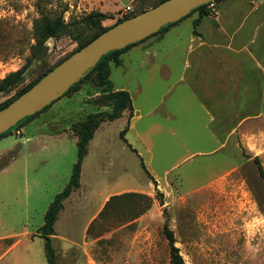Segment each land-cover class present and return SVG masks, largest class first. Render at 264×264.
I'll return each instance as SVG.
<instances>
[{
	"label": "rangeland",
	"instance_id": "rangeland-1",
	"mask_svg": "<svg viewBox=\"0 0 264 264\" xmlns=\"http://www.w3.org/2000/svg\"><path fill=\"white\" fill-rule=\"evenodd\" d=\"M159 1L0 0V80L28 66L22 82L0 93V104L90 38L95 29L86 19L92 13H105L107 26ZM127 6L132 10L125 13ZM43 16L62 17L67 27L61 36L48 39L45 54L38 58L34 21ZM260 23L259 32L248 37V61L243 57L249 84L242 95L247 101L227 107L231 116L225 124L196 123V91L183 84L170 88L184 68L183 59L168 61L161 54L148 73L138 65L139 57L131 61L125 54V68L131 70L125 79L122 68L111 65L110 79L116 86L126 84L142 110L135 131L151 130L144 137L128 139L155 176L166 180L157 182L152 195L141 192L150 199L125 194L107 203L109 193L148 188L149 178L120 137L127 117L104 122L83 168L77 192L83 196L67 199L55 223L57 264H172L165 225L174 231L186 264H264V177L259 168L264 170V18ZM190 32L189 28L184 35ZM97 90L85 82L81 90L0 139V169L6 168L0 171V235L20 233L24 246L25 234L44 224L50 203L68 184L77 161V137L71 135V125L103 109L84 101ZM198 94L215 115L213 98ZM221 95L214 91L215 100ZM151 109L155 113L144 116ZM207 126L223 138H213ZM149 146L151 153H145ZM19 153L30 154L26 166L24 156L11 161Z\"/></svg>",
	"mask_w": 264,
	"mask_h": 264
},
{
	"label": "crops",
	"instance_id": "crops-1",
	"mask_svg": "<svg viewBox=\"0 0 264 264\" xmlns=\"http://www.w3.org/2000/svg\"><path fill=\"white\" fill-rule=\"evenodd\" d=\"M257 1L258 5L252 6L253 0H222L218 7L217 15L203 16L201 22L198 25H195L194 21L201 16V11H197L184 20L173 25L163 36L152 37L145 42L132 46L120 55L121 63L117 66L122 68L121 76L125 79L131 74V70L125 68L124 65L123 56L125 54H128V58L130 57L131 61L139 57L140 61L138 65L144 67L148 73L152 72L153 65H155V61L158 59L157 57L161 54H163V57L166 59L169 58L168 61L173 58L176 60L183 59L184 68L180 72L179 77L171 83L170 88H174L183 84L187 88L196 91V123H200L201 121H203V123L206 125L215 122L224 124L227 123V115L231 116V110H229L230 112L228 113L227 107L232 108L234 106V102H236L237 106H243V100L245 102L247 101L246 94L244 99L242 95L243 91H248L249 84V80L247 78L248 64L243 63V57L245 56V59L248 61V37L251 32H253L254 35L259 32V30L262 28V23H260V20L264 18V0ZM189 28L191 32L185 36V31H187ZM191 59H193V61L195 60V62H191ZM112 64L116 65L115 63ZM190 68H192V75L191 77H188V71ZM86 83L92 84L91 81H86ZM84 84L85 82L77 91L81 90ZM112 86L114 90H127L130 92V89L126 87V84L122 86H116L112 81ZM217 89L222 95L219 97V99L215 100L214 91ZM200 91L205 92V95L209 99L213 98L215 101V107H217L215 115H211L207 104L200 101L198 94ZM99 94L100 92L97 90L93 95L87 97L84 101L92 102V99H94V97L98 96ZM59 100L54 104H57ZM54 104L51 107H53ZM133 106L134 109L132 114L129 110H125L123 112L122 117L126 116L128 119L126 125L128 126V130L126 131L124 137H122L120 133V137L123 139L126 148H129V150L134 153L141 162L142 160L144 161L146 169L148 170V188H125L123 190L107 194L104 198L105 201H109L114 197H122L125 194H134L136 195L137 199H150L151 197L141 192L148 190V193L152 195L151 190L153 189L154 191L157 182H160V180H166V177L164 179H159L155 176L154 170H152L150 166L146 165V163H148L146 158L128 139V136L130 135L136 138L144 137V135L151 131L148 128L145 133L135 131L136 123L138 120L143 118V114L142 110L138 108L134 102ZM202 112H204L206 117L201 115ZM153 113H155V111L151 109L146 112L144 116L150 117ZM41 114L36 116L30 122L36 118H39ZM208 116L211 117L208 118ZM210 127L211 126H207L209 134L211 131ZM69 130L71 135L75 136L72 133V125ZM97 131L98 129L96 130L94 137L89 142L88 153L85 156L82 164L80 186L64 200V207L65 201L67 199H73L75 196H78L81 199V196H83L82 193L77 192L79 189L81 190L82 187L83 168L86 158L90 153L91 144L96 138ZM211 134L213 138H217L218 140L223 138L222 135H217L218 133L215 129L211 131ZM146 150L147 151L145 153H151L150 146L146 147ZM23 156V162L26 166L27 157L30 156L29 153H19L17 156H13L11 161H19ZM4 170H6V168L0 169V171ZM103 204L104 202L98 211L102 209ZM103 211L104 209L100 212V214ZM95 216H93V218ZM94 220H96V218ZM90 226L88 227L87 231H89ZM40 228L36 232L25 234L28 237L26 239L27 243L24 246H22L24 243L22 239L23 235L20 233L12 232L9 234L0 235V264H48L44 239L40 236ZM57 237L58 234H56L55 230V234L52 235V240L56 239ZM36 240L38 242L35 244V246L33 243Z\"/></svg>",
	"mask_w": 264,
	"mask_h": 264
},
{
	"label": "trees",
	"instance_id": "trees-1",
	"mask_svg": "<svg viewBox=\"0 0 264 264\" xmlns=\"http://www.w3.org/2000/svg\"><path fill=\"white\" fill-rule=\"evenodd\" d=\"M164 0H160L156 4H154L152 7L157 6ZM222 0H215L216 3L221 2ZM207 4H204L202 6H199L198 8L194 9L189 15L183 17L177 22L168 24L164 27H162L159 31L156 33L148 36L147 38L130 44L126 46L125 48L114 50L109 52L108 54L104 55L100 61L97 63V65L91 69L87 73V75L82 78L80 81L75 83L62 97L69 95L75 91H77L81 85L86 81H91L94 86L98 88V91L100 94L92 101L98 105V107L102 110H98L97 112L87 114L82 119L74 122L72 124V133L77 137V148H78V156L77 161L75 162L72 170V174L70 177V180L68 184L64 187V189L56 194L54 200L50 203L48 210L45 214V221L42 227L40 228V236L44 239L45 243V251L47 256L48 264H57V252L53 245L52 235L55 234V223L59 218V214L61 210L64 208V200L70 196V194L80 186V178H81V172H82V164L84 161L85 156L88 153V146L90 140L94 137V134L96 130L99 128V126L107 121H113L123 115V112L125 110L132 111L134 109L133 106V99L129 91L127 90H114L112 86V81L110 79L111 75V65L112 63H115L116 65H119L121 63L120 55L131 48L134 45H137L139 43L145 42L146 40L152 38V37H161L163 36L170 27L177 24L178 22L184 20L188 16L192 15L193 13L197 11H201V16L194 21L195 25H198L202 17L205 15H211V10L207 7ZM147 9L141 10L139 13L144 12ZM138 14V13H137ZM136 15V14H135ZM134 16V14H126L125 16L117 19L114 23L111 25L104 26L103 21L107 19V15L102 12H96L92 13L87 17V25L95 29V32L93 35L80 42L79 46L68 56H66L64 59L59 61L57 64L51 66L50 68L44 70L41 74H39L35 79H33L29 84L24 86L22 89H20L15 96L7 100L6 102L0 104V109L6 107L9 105L14 99L19 97L21 94H23L25 91H27L31 86H33L43 75H45L48 71L53 69L56 65L64 61L66 58H68L71 54H73L75 51L79 50L83 46H85L87 43H89L91 40H93L95 37H97L99 34L110 28L111 26ZM67 24L64 22V19L62 17H58L56 19H51L47 16H43L41 18H38L34 21V30L36 34V44H35V56L38 58H42L43 55L46 52L47 45L46 42L48 39L52 37H59L62 34L66 32ZM196 32V30H195ZM28 68L27 65H24L20 69L16 71H12L8 73L2 80H0V93L9 90L13 86L19 84L24 79V74L26 69ZM60 97L59 99H61ZM59 99L53 101L50 105L45 107L43 110L35 113L34 115H31L29 117H26L21 122H19L15 127L11 128L10 130L0 134V139L8 135L12 129L20 128L25 123L31 121L36 116L47 110L49 107H51L56 101ZM128 130V126L125 127V129L122 130L121 136L124 137L126 131ZM256 161L259 162L258 157L256 158ZM142 165L145 168L146 172L148 173V170L146 169V166L144 164V161L142 160ZM260 171L262 176L264 177V170L259 165ZM164 232L166 234V237L168 239L169 247H170V258L172 264H186L183 256L181 255L180 248L176 246V237L174 231L169 228L167 225L164 226Z\"/></svg>",
	"mask_w": 264,
	"mask_h": 264
},
{
	"label": "water",
	"instance_id": "water-1",
	"mask_svg": "<svg viewBox=\"0 0 264 264\" xmlns=\"http://www.w3.org/2000/svg\"><path fill=\"white\" fill-rule=\"evenodd\" d=\"M211 1L214 0H164L155 7L111 26L48 71L9 105L0 109V134L62 97L104 55L147 38Z\"/></svg>",
	"mask_w": 264,
	"mask_h": 264
},
{
	"label": "built area",
	"instance_id": "built-area-1",
	"mask_svg": "<svg viewBox=\"0 0 264 264\" xmlns=\"http://www.w3.org/2000/svg\"><path fill=\"white\" fill-rule=\"evenodd\" d=\"M253 2L255 3L256 2V0H253ZM207 7L213 12V13H218V9H217V3L215 2V0L214 1H211V2H209V3H207ZM132 10V8H131V6H127L126 7V13L127 12H129V11H131Z\"/></svg>",
	"mask_w": 264,
	"mask_h": 264
}]
</instances>
